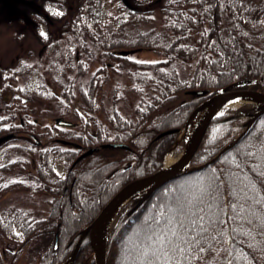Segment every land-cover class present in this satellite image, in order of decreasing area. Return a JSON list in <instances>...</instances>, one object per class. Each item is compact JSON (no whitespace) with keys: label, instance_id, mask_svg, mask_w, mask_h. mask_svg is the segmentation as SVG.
I'll list each match as a JSON object with an SVG mask.
<instances>
[{"label":"trees","instance_id":"16d2710c","mask_svg":"<svg viewBox=\"0 0 264 264\" xmlns=\"http://www.w3.org/2000/svg\"><path fill=\"white\" fill-rule=\"evenodd\" d=\"M32 1L27 14L48 59L42 56L34 66L20 58L9 69L0 68L1 90L13 94L8 103L2 101L0 196L19 186L31 195H47V209L12 205L0 211V236L9 241L0 250V264L4 259L7 264H96L89 234L70 260L82 231L123 186L161 168L196 108L230 85L264 92V0H126L128 6L119 0L118 13L112 15L104 12L107 0H77L74 5L72 0ZM156 2L163 27L141 29L140 24L154 19ZM56 23L62 24L58 29L66 33L64 41L54 42ZM140 48L160 50L165 58L147 62L121 54ZM95 60L101 65L91 70ZM44 61L51 63L44 66ZM115 74L125 75L126 84L113 81ZM20 78L22 85H12ZM106 84L111 98L109 107H102ZM128 92L134 105L124 113L121 102ZM30 101L54 104L57 116L73 119L68 121L74 125H39L30 115ZM257 110L253 104L221 110L190 170L157 187L135 210L141 197L120 208L109 228L106 264H149L155 259L157 219L167 216L198 182L239 173L236 164L249 153L243 174L249 182L256 179L251 165H264V114L247 127ZM173 129L178 132L156 138ZM105 143L129 148H102ZM92 147L99 150L76 162ZM256 190L264 196V184L257 182ZM253 211L258 223L264 219V206ZM249 227L245 224L244 230ZM251 229L250 236L240 238L238 264H264V231Z\"/></svg>","mask_w":264,"mask_h":264},{"label":"snow or ice","instance_id":"6c2138e0","mask_svg":"<svg viewBox=\"0 0 264 264\" xmlns=\"http://www.w3.org/2000/svg\"><path fill=\"white\" fill-rule=\"evenodd\" d=\"M251 155L236 164L239 173L215 175L207 182H198L168 209L167 216L157 219L159 231L154 235L152 253L155 259L149 264H238L240 238L251 235V226L264 231V219L258 223L253 211L264 206V196L256 190L257 182L264 184V165H251L256 179L249 182L243 169ZM225 187L226 192L222 191ZM245 224L250 226L247 231Z\"/></svg>","mask_w":264,"mask_h":264},{"label":"rangeland","instance_id":"374dc122","mask_svg":"<svg viewBox=\"0 0 264 264\" xmlns=\"http://www.w3.org/2000/svg\"><path fill=\"white\" fill-rule=\"evenodd\" d=\"M77 0H72V5H74V2ZM32 0H21V2H17L14 0H9V2L5 3L4 1H0V68L1 69H9L13 65H15L16 61L20 58L28 60L33 65H38L37 63L40 62V52L39 49H41V46L35 41V39L32 36L31 31V21L28 20L27 10L31 8L32 6ZM118 3L119 0H107L104 8V12L107 15H112L118 13ZM153 9V17L154 19L146 24H140L139 27L141 29H149L154 27L155 29H160L163 27V17L159 9V4L156 2L152 6ZM26 13V15H25ZM106 17V16H105ZM25 20H24V19ZM55 32L54 37L55 41H64L65 34L58 28L62 26L61 23L55 24ZM57 47V46H54ZM70 49L74 52V46H70ZM28 50H30L31 56L28 55ZM55 50V48L53 49ZM52 50V51H53ZM48 54V53H47ZM121 54L129 56L131 59L138 60V61H147V62H156L161 61L165 58L164 54L160 50H154V49H127L123 50ZM80 56H82L79 53ZM43 56L44 60H47L48 57L46 55ZM67 54L65 55V58H62L63 61L67 60ZM83 57V56H82ZM32 58V59H30ZM84 58V57H83ZM60 62V60H59ZM51 62L44 61V66L49 65ZM57 63L56 60H54L53 64ZM62 65L64 62H60ZM90 69L95 70L97 69L101 64L98 60H95V62L90 63ZM43 66V67H44ZM84 78L88 77V74H84ZM114 78V79H113ZM122 80V84L125 85L127 80L125 75L122 77L119 75H114L112 77V80ZM24 82L23 78H20L18 82L13 83L12 85L20 84L22 85ZM5 84L0 79V117L4 116L3 111V102H9L12 98V93L10 92L9 88L6 90H1L4 87ZM129 95H132L131 93L125 94V98L127 99L126 102H121V110L124 113H130L131 108H133L134 101L131 99ZM111 98V88L109 85H105L100 93V99L104 100V103H101L102 107H109V100ZM79 104V102H76ZM30 108H32V111H30V115L35 118V121H40L38 123L39 125L45 126H51L54 123V119L58 117L59 114L58 108L52 104L42 101H30L28 102ZM248 104L253 105H259L255 104L253 102H247L245 104L236 106V107H229V108H238L241 106H245ZM225 109V108H224ZM223 110V109H221ZM102 111V109H101ZM197 114V113H196ZM195 114H193L194 116ZM72 118V117H70ZM68 119V118H67ZM72 120L73 119H68ZM38 130L41 129L42 126H39ZM187 128H185L177 137L175 144L171 147V149L168 151L171 152L172 155L177 156L180 155L185 146H186V134L185 131ZM15 144H21L19 141H14ZM167 153V154H168ZM166 154V155H167ZM189 168V167H187ZM57 171L61 172V167L57 166ZM11 178L13 180L19 179L17 175H11ZM47 195L45 194H38V195H31L29 192L24 190L23 188H20L19 186L9 189L7 192L3 193L2 196H0V211L8 208L9 206H18V207H24V208H32L35 211H43L47 209ZM9 244L8 239H5L0 236V250L2 248L7 247ZM220 260H223V257H220ZM4 263L7 264V260L4 259ZM213 264H217V262L213 261Z\"/></svg>","mask_w":264,"mask_h":264},{"label":"water","instance_id":"95a60500","mask_svg":"<svg viewBox=\"0 0 264 264\" xmlns=\"http://www.w3.org/2000/svg\"><path fill=\"white\" fill-rule=\"evenodd\" d=\"M124 3L128 6V2L126 0H123ZM246 82V81H245ZM204 91H196L194 94L201 95ZM231 96H245V97H252V98H260L264 100V92H260L254 89H233V86L230 85L212 95L210 99L203 102L201 105H199L193 114L198 113L204 106H207V110L204 114V117L199 124L195 134L193 135L191 141L187 146H185L181 156L179 159L170 167H164V160L162 163L161 168L144 177L135 179L129 183H127L125 186H123L104 206L102 211L99 213V215L96 217V219L92 222L91 225L86 227L82 233L80 238L77 241L76 247L73 251L72 256L70 257V260H73L79 251V247L81 245V242L83 240L84 235L89 234L90 242L94 251L95 256V263L96 264H106V245H107V238H108V231L106 234H103L101 232L102 225L105 223L108 216L117 209L116 213L120 210V208L126 204L129 200L141 197L140 200L137 202V204L133 207V210H135L151 193L153 190H155L157 187L165 184L166 182L173 179L175 176L186 172L190 170L189 167L192 157L196 153L197 149L199 148L205 133L212 121V119L220 112V103L223 98L225 97H231ZM258 107L257 112L253 115V117L248 122L247 129L261 116L264 114V102L261 105H256ZM192 114V116H193ZM191 119V118H190ZM54 122L57 126L60 127H71L74 124L71 121H68L66 119H63L61 117H56L54 119ZM246 129V130H247ZM177 129L168 130L163 133H160L156 138H159L160 136L168 133H177ZM246 132V131H245ZM243 132L236 141L245 133ZM33 139L36 141V138L33 137ZM231 146V145H230ZM102 148H124L128 149V145L124 143H105L101 146ZM229 146L225 147L216 157H214L209 163L215 161L223 152H225ZM99 150L98 147H92L89 150L85 151L83 154H81L76 162L84 158L85 156H88L94 152ZM189 167V168H187ZM146 185H152L148 190L145 192L139 194V195H133L138 189L142 188ZM115 213V215H116ZM114 215V217H115ZM113 217V219H114ZM112 219V221H113ZM112 223V222H111ZM97 230L95 240H94V231Z\"/></svg>","mask_w":264,"mask_h":264},{"label":"bare ground","instance_id":"6f19581e","mask_svg":"<svg viewBox=\"0 0 264 264\" xmlns=\"http://www.w3.org/2000/svg\"><path fill=\"white\" fill-rule=\"evenodd\" d=\"M247 102H253L255 104H263L264 100L260 99V98H252V97H245V96H231V97H225L222 99L221 103H220V109H223L225 107H236L242 104H245ZM207 110V106H204L202 108V110H200L197 114H195L194 116H192L188 128L185 131L186 134V146L189 144V142L191 141L193 135L195 134L199 124L201 123L204 114ZM182 154V153H181ZM177 155L174 156L171 154V152H169L165 158H164V167H170L171 165H173L181 156ZM152 185H146L143 186L142 188L138 189L133 195H139L143 192H145L146 190H148ZM117 209L115 211H113L108 218L106 219L105 223L102 225L101 228V232L103 234H106L108 231V228L112 222V219L116 213ZM97 230L94 231V240H95V236H96Z\"/></svg>","mask_w":264,"mask_h":264},{"label":"flooded vegetation","instance_id":"af4514ba","mask_svg":"<svg viewBox=\"0 0 264 264\" xmlns=\"http://www.w3.org/2000/svg\"><path fill=\"white\" fill-rule=\"evenodd\" d=\"M0 1H4L5 3H7V2H9V0H0ZM14 1H17V2H21V0H14ZM25 15H26V13H25ZM28 15V14H27ZM26 15V16H27ZM46 17H48L49 18V15L48 14H46ZM24 19V18H23ZM25 20V19H24ZM28 20H30V18H28ZM31 21V20H30ZM31 27H32V24H31ZM31 31H32V36H33V38H34V33H35V31H34V29H32L31 28ZM41 32H43L44 34H46L47 33V30H46V28H45V26H42L41 28H40V31H39V33H41ZM35 39V38H34ZM36 41V40H35ZM54 42H55V40H54ZM52 44H54L53 42H52ZM41 50V52H40V59H41V55H42V52H43V50H42V48L41 49H39V51ZM30 50H28V55L29 56H31V54H30ZM30 59H32V58H30ZM35 141V140H34ZM36 143H37V140L35 141Z\"/></svg>","mask_w":264,"mask_h":264}]
</instances>
